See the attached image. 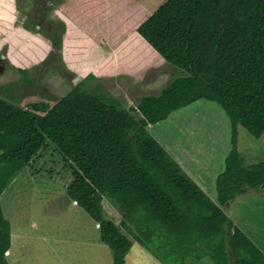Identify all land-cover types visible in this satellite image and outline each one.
<instances>
[{
	"label": "trees",
	"instance_id": "16d2710c",
	"mask_svg": "<svg viewBox=\"0 0 264 264\" xmlns=\"http://www.w3.org/2000/svg\"><path fill=\"white\" fill-rule=\"evenodd\" d=\"M137 30L182 72L140 99L145 118L100 81L88 91L80 80L52 106L0 97V264H11L12 246L2 196L49 143L72 167L67 195L100 225L113 264H126L135 241L164 264H261L264 254L221 205L264 184V161L246 167L238 152L240 125L257 139L264 134V0H166ZM200 99L219 104L231 125L220 204L147 128ZM104 199L122 212L120 226L105 216Z\"/></svg>",
	"mask_w": 264,
	"mask_h": 264
},
{
	"label": "rangeland",
	"instance_id": "374dc122",
	"mask_svg": "<svg viewBox=\"0 0 264 264\" xmlns=\"http://www.w3.org/2000/svg\"><path fill=\"white\" fill-rule=\"evenodd\" d=\"M5 1L0 0V3ZM39 1L32 0L31 4L27 5L30 0H17V3L20 4V9L13 11V18L19 19V17L23 16L20 20L25 22L26 16L37 11ZM89 1L92 4L91 0ZM99 1L117 13V16L106 14L104 9L103 17L99 18L97 22L100 28L98 30H102L108 23L112 25L109 31V34H112L111 28L115 24H119L118 17H125L134 20V22L139 21V24H142L166 0ZM59 2L58 10L48 12L49 18L54 20V24L50 26L51 30L48 28V30L42 29L38 30V32L46 38H48V35L53 36L57 41H61L63 46L64 32L60 31V29H54L60 27L66 21L64 15L59 12L61 11L60 6L64 4H62L61 0ZM67 2L68 0H66ZM75 5L76 2L73 1L71 6L75 8ZM78 5L81 6L82 2L81 4L78 2ZM8 6L0 5V8L7 10ZM79 6L76 8L80 9ZM127 8L128 10L124 13L118 12V10L123 11ZM86 12L85 8H82L81 12H76L73 19L78 17L81 19L82 16L96 19L91 14L84 15ZM0 26L6 27V20L0 21ZM135 30L132 32H135ZM125 32L127 36L123 40L125 41L123 54L127 58L135 60L134 62L141 60L140 62L143 64L141 75L138 74V69L130 67L129 71H132L131 74L127 77L122 74V79L119 76L114 79L96 76L87 78L88 74L83 68H68L65 65L62 54L55 50L54 47L53 50L51 47L47 55V52L42 51L41 47H33L34 54L23 55L24 58L29 59L26 66L24 65L26 68L21 66L23 63L16 65L9 60L6 71L0 74V97L22 107L38 102H45L52 106L80 80L85 79L84 87L86 90H93L97 81H100L107 95L120 100L122 103L125 101V105L127 103L133 106L138 112L139 103L137 99L143 98L147 94L159 95L181 70L163 62L156 53L157 59L154 60V55H150L151 51H149V48L143 46L142 54L150 58L145 63V59L137 57L138 53H140L138 49L136 50L135 46H130L129 44L130 41H137L135 35L131 34L129 27H126ZM97 35L101 36L99 32H97ZM89 47H92V44L87 46V48ZM10 48V42L5 41L4 37L1 36L0 55L2 53L8 54L9 52L12 54V48L11 50ZM43 52L45 53L43 54ZM83 57L88 63L95 62L92 55H83ZM148 64L152 67L147 70ZM156 76L159 77L156 78ZM143 80L146 83L152 82V85H144ZM133 88H136L135 90L137 91L136 99L133 96L131 97L128 92V90L132 91ZM214 103L217 107H221L216 102ZM182 109L179 110L182 111ZM170 115L172 117L176 114L173 112ZM165 120L161 122L165 124L170 122V118ZM171 122L173 127L177 125L176 118H171ZM170 131L169 134H172ZM171 139L173 140V138ZM174 143L175 140L173 145ZM238 152L243 158L244 165L251 168L253 165L264 161V140L255 138L247 129L240 125L238 128ZM72 179V167L65 163L54 144L49 143L41 155L37 156L20 173L4 192L1 199L4 213L15 226L14 238H12V246L10 248L11 252H7V258L11 264H113L112 251L100 238V225L86 210L80 207L77 202L72 201L67 195V186ZM103 203L105 216L120 226L123 219L122 212L108 199H104ZM221 207L232 218V221L248 234L258 249L264 254V190L260 188L251 189L246 194L238 196L230 204L221 205ZM131 227L134 230L137 229L134 224H131ZM121 228L132 238L126 232V229L122 226ZM27 231L32 232L29 233ZM147 251L135 241L129 255L126 257V264H154L156 262L155 255L153 256L151 252ZM210 258H205L207 263L204 264H213ZM258 258L260 263L264 264V255L263 257L259 255ZM191 264H195V261H191Z\"/></svg>",
	"mask_w": 264,
	"mask_h": 264
},
{
	"label": "crops",
	"instance_id": "0c3cea01",
	"mask_svg": "<svg viewBox=\"0 0 264 264\" xmlns=\"http://www.w3.org/2000/svg\"><path fill=\"white\" fill-rule=\"evenodd\" d=\"M73 1L76 2V7L79 6H77L78 2H80V4L82 2V5L79 6L80 9L71 6ZM61 2L64 5L60 6L61 11L59 12L61 15H64L66 21H64L58 29L64 32L63 46L61 41H54L50 35L46 38L38 32L39 29L35 30L31 28L30 25L27 24L28 21L25 20V22H23L20 20L23 16L19 17V19L13 18V11L15 9H20V4L17 3V0H6L4 3H0V5H9L7 10L0 8V21L6 20V27L0 26V37L2 36L5 41H9L12 48V54L9 52L8 54L2 53L0 55V58H2L4 62L3 70L0 74L6 71L9 60L12 64L16 65H18V63H23L21 66L25 67L29 59L24 58L23 55H30V53L34 54L33 47H41V50L47 52V55L51 47L53 50V46L59 44L61 48L59 52L62 54L65 65L68 66V68L77 69V67H81L88 75L94 74V76L99 78L114 79L116 76L121 78V76L124 75L127 77L132 72L129 71V68L135 67L139 70L138 74L141 75V69H143V64L140 62L141 60L134 62L135 60L127 58V56L123 54L125 47V41L123 40L127 36L125 32L126 27H129L131 34L135 35L137 39V41H130L129 43L130 46H135V49H138L140 52L137 57L145 59V63L150 60V58L142 54L144 49L143 46H146V48H149V51H151L150 55H154V60L157 59L158 55L163 62H166L138 32L137 29L140 26L139 21L134 22V20L125 17H118L119 24H115L111 28L112 34H109L110 26L112 25L108 23V25L103 28V31V29L98 30L100 28L97 23L99 18L103 17L104 9L106 14H112L113 16L117 14L114 10H111L109 6L104 5L99 0H91L92 4L89 0H68L67 3L66 0H61ZM82 8H85L87 11L84 15L91 14L96 19H90L86 16H82L81 19L80 17L73 19L76 12H81ZM127 10L128 8L123 11L118 10V12L124 13ZM133 30H135V32H132ZM97 32H99L101 36L97 35ZM29 41L31 42L29 43ZM91 44L92 47L87 48V46ZM45 52H43V54ZM83 55H92L95 62L88 63ZM151 67L152 66H149L147 70ZM171 73L170 67V74ZM179 73L182 74L180 71L178 74ZM159 76H156V78ZM143 84L152 85V82L146 83V81L143 80ZM135 89L136 88H133L132 91L128 90L129 95L131 97L133 96V98L137 95ZM140 99H137L138 103ZM123 104H125V101H123ZM175 114L176 115L172 117L171 115L168 117L170 118V122L167 124L162 123L164 121L158 124H149L148 128L150 133L164 146L169 154L180 164L184 171L200 186V188L213 201L220 204L218 202L216 182L218 175L225 170L226 158L232 147L229 118L222 107H217L214 101L207 99L197 100L183 108L182 111L179 110L175 112ZM200 117L202 118L201 120ZM171 118L177 119V125L174 126L176 128L172 126L173 123L171 122ZM169 131L172 132V134H169ZM263 136L264 134L261 136L262 140H264ZM171 138H173V140ZM174 140L175 143L173 145ZM260 189L264 190L262 186ZM230 202L228 204H230ZM11 227L12 238H14V223H11ZM27 232L31 233L32 231ZM29 236L31 237V235ZM144 249L147 250L146 248ZM9 252H11V249H9ZM155 261L154 264H163L157 258ZM191 261H195V264H202V262H199L196 258L188 257L187 262L191 264ZM203 263H206L205 258L203 259Z\"/></svg>",
	"mask_w": 264,
	"mask_h": 264
},
{
	"label": "flooded vegetation",
	"instance_id": "af4514ba",
	"mask_svg": "<svg viewBox=\"0 0 264 264\" xmlns=\"http://www.w3.org/2000/svg\"><path fill=\"white\" fill-rule=\"evenodd\" d=\"M31 1L27 3V5L31 4ZM58 0H40L37 8V11L31 15L26 16L25 20L28 21L27 24L30 25L31 28L33 29H50V26L54 24V20H51L48 16L49 11H56L58 10ZM50 9V10H49ZM30 16V17H29ZM56 30H59L58 28H54ZM51 30V29H50ZM53 35V34H52ZM53 38V36H52ZM54 41H56V38H53ZM54 48L57 51H60L61 48L60 46L54 45ZM4 66V62L2 61V58H0V72H2Z\"/></svg>",
	"mask_w": 264,
	"mask_h": 264
},
{
	"label": "water",
	"instance_id": "95a60500",
	"mask_svg": "<svg viewBox=\"0 0 264 264\" xmlns=\"http://www.w3.org/2000/svg\"><path fill=\"white\" fill-rule=\"evenodd\" d=\"M55 49H58V48H55ZM138 112L141 114V116H142L143 118H145L144 114L141 113V111H140L139 104H138ZM262 187L264 188V184L262 185Z\"/></svg>",
	"mask_w": 264,
	"mask_h": 264
}]
</instances>
